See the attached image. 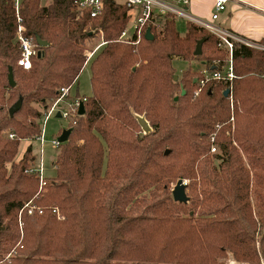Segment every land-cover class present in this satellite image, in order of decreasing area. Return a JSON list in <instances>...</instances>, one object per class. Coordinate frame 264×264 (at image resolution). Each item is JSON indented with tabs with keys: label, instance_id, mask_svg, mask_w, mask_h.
I'll return each mask as SVG.
<instances>
[{
	"label": "trees",
	"instance_id": "16d2710c",
	"mask_svg": "<svg viewBox=\"0 0 264 264\" xmlns=\"http://www.w3.org/2000/svg\"><path fill=\"white\" fill-rule=\"evenodd\" d=\"M130 20L116 0L96 18L80 17L74 0H23L19 15L0 0V264H217L228 253L264 264V50L234 43V79L196 96L201 74L178 76L175 60L220 70L228 54L218 39L192 22L181 35L169 14L121 39ZM19 25L41 53L31 70L18 65ZM97 36L104 44L89 58ZM88 64L85 114L39 190L33 147L15 162L20 143L41 135L60 90ZM141 117L154 132L142 135ZM184 179L188 202L178 203L170 186Z\"/></svg>",
	"mask_w": 264,
	"mask_h": 264
},
{
	"label": "built area",
	"instance_id": "2783aa9c",
	"mask_svg": "<svg viewBox=\"0 0 264 264\" xmlns=\"http://www.w3.org/2000/svg\"><path fill=\"white\" fill-rule=\"evenodd\" d=\"M22 1L23 0H14L15 9L18 15ZM180 1L183 5H187L189 3V0H180ZM226 2L227 0H214V8H213L214 11L211 16L212 21L216 20L218 18V14L225 9ZM74 4L76 7V11L80 17L83 16L85 13H90V16L92 18H96L103 11L104 0H74ZM124 4L126 5L127 8L131 10V14L135 10H139V12L138 15L132 14V17L133 16L135 17L134 33L130 35L128 30H125L121 35V39H130L134 35H137L139 38L140 35H142L144 27H146L156 17V8L159 7L160 3L157 0H124ZM166 12L171 16L178 14V11L173 9L172 7L166 9ZM18 22L21 23L20 18H18ZM207 30H209L218 39L219 46L227 51L228 60L220 70L218 69L209 70L205 68L204 70L201 71V78L199 80H196V82H198L199 84V89L195 93L196 96L199 95V93L202 91V88L208 83L226 84L234 79V72L232 65V54L234 49V43H239L244 46L257 50H264V45L252 43L228 31L210 26L207 27ZM23 31H24L23 27L19 25L17 31V40L20 43L21 58L18 61V65L22 67L24 70H31L33 66V58L37 56V46L34 44V42L31 39H29L24 35ZM93 53L89 56V58L92 57ZM70 91L71 90L69 88H62L60 90L61 93L60 98L51 106L52 108L50 107L48 109L45 115L44 125L46 124L47 119L50 116L54 115L55 113L57 114L60 112L61 118L70 120V123L74 121L73 118L80 116L79 115L80 105L81 103L84 104L86 102L87 100L86 98H83L82 101L77 100L76 102L69 103L66 111L62 110L64 104L63 102L64 100H67L69 98ZM231 121H233L232 118ZM44 125L41 135L36 138L37 142L40 144V149L38 151L39 168L36 171L41 181V187H44L47 184L45 182V176H44L45 170L43 167V153H44V145H45ZM9 137L14 138V135L9 134ZM210 140L211 142H213V138H211ZM52 144L54 148L60 147V143L58 142L57 138L53 140ZM210 152L215 153L216 148L212 146ZM185 184L187 183L185 182Z\"/></svg>",
	"mask_w": 264,
	"mask_h": 264
},
{
	"label": "rangeland",
	"instance_id": "374dc122",
	"mask_svg": "<svg viewBox=\"0 0 264 264\" xmlns=\"http://www.w3.org/2000/svg\"><path fill=\"white\" fill-rule=\"evenodd\" d=\"M51 0H42L43 5H47L50 3ZM122 1V0H118ZM158 20V19H157ZM134 24H135V17H132V20H130L129 25H128V32L129 34L134 33ZM187 24L184 20H176V26L181 35H185L187 32ZM207 30V29H206ZM209 31V30H208ZM210 32V31H209ZM104 44L103 38L97 36L94 39L90 40L87 42V49L88 52L87 54L90 56L93 52L96 51L98 47ZM203 61L202 60H192L190 62H182L180 60H175L174 66L177 69V75L182 76V73L184 70L190 69L191 71V76L190 78L194 77L195 75L201 74V71L204 70L203 68ZM90 78H91V73H90V65L88 64L85 69L83 70L82 74L80 75V80L79 83H77L73 88H72V93L70 96V99L64 100L63 104V109L65 110L68 108L69 103L76 102L77 100L82 101V99L85 96H90L91 95V84H90ZM77 93H79L80 98L77 97ZM52 108V107H51ZM39 110H42L43 108L41 106H38ZM141 119H144L141 117ZM44 120L45 117L40 121L41 126L44 125ZM73 122L70 123V120L62 119V118H57V114L55 113L54 115L50 116L47 119L46 124L44 125L45 131H44V140H45V145H44V153H43V167H44V176H45V182L49 184L50 180H52L55 176L56 173V161L58 160V156L61 152V148L57 147L54 148L52 142L55 138H58L64 129H71L70 124H74L77 120L78 117L73 118ZM149 129V127H148ZM150 133L154 132V129L151 127ZM11 132L9 130H6L3 133V137L10 139L9 134ZM149 132L145 129H142V135H147ZM30 145L33 147V155H35L34 161H31L30 164V170H32L35 174L37 173V169L39 168V157H38V151L40 149V144L37 142V140L34 141V137L29 138L28 140H23L20 143L19 146V151L17 154V157L15 158V162L19 163L24 156L25 152L27 149L30 147ZM184 181L189 185L191 184V180H185ZM177 183H174L170 186V192L171 195L173 193V190L175 188ZM39 190L41 189V181L39 185ZM217 264H244L240 262H236L233 260V257L230 253L226 254L225 258H220L217 262Z\"/></svg>",
	"mask_w": 264,
	"mask_h": 264
},
{
	"label": "crops",
	"instance_id": "0c3cea01",
	"mask_svg": "<svg viewBox=\"0 0 264 264\" xmlns=\"http://www.w3.org/2000/svg\"><path fill=\"white\" fill-rule=\"evenodd\" d=\"M157 1L160 4L156 8V17L166 15V9L172 7L178 11V14L172 15L175 20L192 22L205 29L208 26L219 28L252 43L264 42V0H227L225 9L213 21L214 0H189L187 5L180 0ZM138 12L135 10L132 14L138 15ZM202 67L205 68V65ZM71 93L72 90L69 96Z\"/></svg>",
	"mask_w": 264,
	"mask_h": 264
},
{
	"label": "water",
	"instance_id": "95a60500",
	"mask_svg": "<svg viewBox=\"0 0 264 264\" xmlns=\"http://www.w3.org/2000/svg\"><path fill=\"white\" fill-rule=\"evenodd\" d=\"M146 39L147 40H153L154 37L153 35L151 34V31L148 30L147 31V34H146ZM204 43V40L202 41H199L197 43V47H196V51H195V55L196 56H200L202 54V45ZM37 44L39 47L41 48H44V47H47L49 44L45 41H42V39L40 37H37ZM38 57L41 56V53H38L37 54ZM9 84L11 87H15L16 86V83H15V80H14V74H13V70L11 69L10 72H9ZM178 80V77H175V81ZM229 90H225L223 95L224 97H227L229 95ZM185 91L183 90L182 92V96L185 95ZM176 101L178 100V98L175 99ZM21 106V102L17 103L16 105H14V107L10 110V113L11 115H13ZM85 114V106L83 103H81L80 105V110H79V115L80 116H83ZM57 118H61V113H57ZM142 126H143V129L147 130L148 132H150L149 130H151L149 124L147 123V121L145 119H141L139 118ZM149 127V129H148ZM73 130L72 129H64L62 131V134L57 138L58 142L60 144H64V143H67L70 139V136L72 134ZM173 198L176 202L178 203H187L188 202V196H187V184H185V182L183 180H180L174 190H173Z\"/></svg>",
	"mask_w": 264,
	"mask_h": 264
}]
</instances>
